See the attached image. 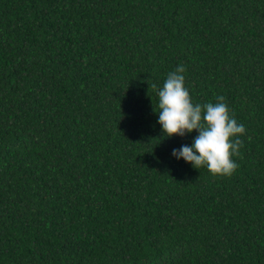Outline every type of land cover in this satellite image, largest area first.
<instances>
[{
	"label": "trees",
	"instance_id": "trees-1",
	"mask_svg": "<svg viewBox=\"0 0 264 264\" xmlns=\"http://www.w3.org/2000/svg\"><path fill=\"white\" fill-rule=\"evenodd\" d=\"M180 65L230 177L171 155ZM0 264H264V0H0Z\"/></svg>",
	"mask_w": 264,
	"mask_h": 264
},
{
	"label": "clouds",
	"instance_id": "clouds-1",
	"mask_svg": "<svg viewBox=\"0 0 264 264\" xmlns=\"http://www.w3.org/2000/svg\"><path fill=\"white\" fill-rule=\"evenodd\" d=\"M184 72L185 67L180 65L168 73L158 91L157 123L161 126L163 137H183L196 130L198 135L191 145L173 149L171 155L196 169L206 168L214 177H230L239 167L232 156L239 155L243 145L239 137L246 133V128L230 115L222 95L217 96L216 103L193 104L185 87Z\"/></svg>",
	"mask_w": 264,
	"mask_h": 264
}]
</instances>
